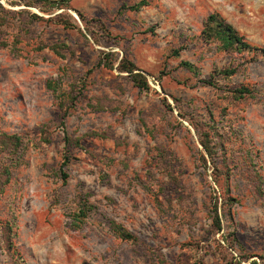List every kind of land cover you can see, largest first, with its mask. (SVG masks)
Here are the masks:
<instances>
[{
	"label": "rangeland",
	"instance_id": "obj_1",
	"mask_svg": "<svg viewBox=\"0 0 264 264\" xmlns=\"http://www.w3.org/2000/svg\"><path fill=\"white\" fill-rule=\"evenodd\" d=\"M29 1L0 0V264H264V58L213 86L232 59L199 38L217 11L264 47V0ZM195 124L225 142L215 158Z\"/></svg>",
	"mask_w": 264,
	"mask_h": 264
},
{
	"label": "trees",
	"instance_id": "obj_2",
	"mask_svg": "<svg viewBox=\"0 0 264 264\" xmlns=\"http://www.w3.org/2000/svg\"><path fill=\"white\" fill-rule=\"evenodd\" d=\"M72 0H43L42 6L39 5L40 2H36L31 0L27 3L28 7H40L47 9H70V2ZM147 1H141L140 3H136L135 5L129 7L130 10L140 11L143 6H146ZM79 16L84 19V15L81 12H77ZM36 18H41L38 15H34ZM62 24L66 28H76V25L72 24L70 21H62ZM199 38L206 44H214L216 50L218 52L225 53L229 55L232 59V65L229 68L218 69L213 71L210 75V79L208 80V84L215 86V78L217 76H222L225 80H229L232 76L236 75L239 71L240 66H243L245 63H250L258 60L259 58H264V47H260L253 42H251L247 36L238 30L231 22H229L221 13L215 11L208 15L203 23V29L200 33ZM42 48H46V46H42ZM59 46H54L52 49L54 52L60 54ZM180 51L175 50L174 55L179 56ZM107 58H109L110 54H106ZM181 65L185 67L187 70L196 72V67L191 62H182ZM119 69L122 72H127L129 77L134 82V85L143 91L150 90V85L148 79L145 75L139 72L137 65L132 61L127 59H123L119 65ZM50 88H53L54 92H57V88H54L52 82L48 83ZM231 88V96L233 100L240 101L246 99L248 97H254V91L247 86H241L237 88ZM63 106V104H62ZM196 128L199 130L200 134V143L204 149L205 154L209 158H215L218 154V150L224 148L225 142L221 141L217 143L216 134L219 135L218 131L214 133L212 131H205L201 126L195 124ZM4 137L13 142L14 146L18 148L21 144V138L17 135L9 136L4 135ZM66 142L68 145H76L80 146L79 139H72L67 135ZM247 158L252 160L251 154L247 153ZM202 163L204 167H207V159L206 156H202ZM216 173H219V170L215 169ZM8 178L6 182H9V172L7 171ZM226 202L233 205V202H237L236 199H233L230 196H227L225 199ZM82 214H86V211L82 210ZM211 217H212V226L214 227L217 233H221L223 231L222 225V217L220 214V201L219 198H215V202L213 203L211 209ZM114 225V224H113ZM8 230L5 234V242L8 245V248H13V240H12V227L7 226ZM114 230L118 235L125 241H133L135 240V236L129 231L123 229L118 225H114ZM242 248V247H241ZM251 264H258L257 261H252Z\"/></svg>",
	"mask_w": 264,
	"mask_h": 264
}]
</instances>
